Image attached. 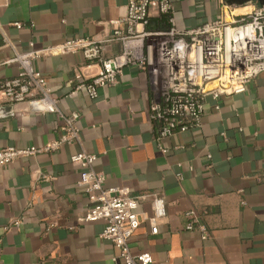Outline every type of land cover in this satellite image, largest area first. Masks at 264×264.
I'll return each instance as SVG.
<instances>
[{
    "label": "crops",
    "instance_id": "crops-1",
    "mask_svg": "<svg viewBox=\"0 0 264 264\" xmlns=\"http://www.w3.org/2000/svg\"><path fill=\"white\" fill-rule=\"evenodd\" d=\"M170 1L181 30L229 21L260 6L256 0ZM126 5L0 0V81L16 75L12 59L19 53L124 33ZM159 16L155 7L149 10L146 31L163 32L154 22ZM120 50L119 41L110 42L102 56ZM33 65L58 97L60 111L78 113L79 141L0 167V264H122L113 244L99 236L103 222L79 221L88 201L77 186L80 167L69 158L82 151L96 155L94 169L105 175L104 187L137 201L132 254L149 253L150 264H264V72L241 92L206 95L198 128L158 139L148 113L157 92L150 68H123L116 83L92 99L74 88L100 71L97 61L77 52L42 56ZM59 125L56 113L32 111L25 102L11 105L0 93V149L49 145ZM155 197L164 199L165 215L154 221L152 234ZM190 209L205 236L198 227L185 229Z\"/></svg>",
    "mask_w": 264,
    "mask_h": 264
},
{
    "label": "built area",
    "instance_id": "built-area-1",
    "mask_svg": "<svg viewBox=\"0 0 264 264\" xmlns=\"http://www.w3.org/2000/svg\"><path fill=\"white\" fill-rule=\"evenodd\" d=\"M218 1L222 3L223 0ZM152 7L159 15L168 17L170 27L167 31L145 30ZM172 13L170 0H127L124 33L114 30L101 41L66 39L15 55L12 61L18 64V71L14 77L0 81V93L11 105L25 102L32 111L56 113L60 120L59 136L55 142L41 148H1L0 167L18 157L33 156L79 141L76 125L79 115L60 111L58 97L51 92L45 76L33 65L39 57L81 52L86 59L97 61L100 71L87 81H79L74 88V91L84 90L92 99L98 96L100 88L114 85L123 68H150L157 92L148 113L150 121L158 126V139L198 128L206 95L217 99L241 92L250 78L264 72V4L229 21L218 19L184 30L175 27ZM14 25L21 27V23ZM138 26H141L140 30ZM161 36L167 39L158 41ZM114 41L120 42V52L104 58V46ZM69 159L80 167L77 186L88 201L79 221L103 222L99 236L113 244L122 264H150L149 253L132 254L130 251V239L140 224L137 201L116 188L104 187L105 175L94 169L96 155L82 151ZM152 210L150 231L155 234L154 221L165 215L162 197L153 199ZM185 216L188 219L186 230L198 227L202 235H206L205 229L196 225L193 210H188Z\"/></svg>",
    "mask_w": 264,
    "mask_h": 264
},
{
    "label": "trees",
    "instance_id": "trees-1",
    "mask_svg": "<svg viewBox=\"0 0 264 264\" xmlns=\"http://www.w3.org/2000/svg\"><path fill=\"white\" fill-rule=\"evenodd\" d=\"M167 16L166 15H160L158 17V19H155L154 22L158 23L156 29L160 30V31H167L169 29V23L167 20Z\"/></svg>",
    "mask_w": 264,
    "mask_h": 264
},
{
    "label": "water",
    "instance_id": "water-1",
    "mask_svg": "<svg viewBox=\"0 0 264 264\" xmlns=\"http://www.w3.org/2000/svg\"><path fill=\"white\" fill-rule=\"evenodd\" d=\"M248 1H251V0H228L227 4H232V3L241 4L244 2H248ZM256 1H258L260 5L264 4V0H256Z\"/></svg>",
    "mask_w": 264,
    "mask_h": 264
},
{
    "label": "rangeland",
    "instance_id": "rangeland-1",
    "mask_svg": "<svg viewBox=\"0 0 264 264\" xmlns=\"http://www.w3.org/2000/svg\"><path fill=\"white\" fill-rule=\"evenodd\" d=\"M164 39H167V37H166V36H161V37L158 39V41H162V40H164Z\"/></svg>",
    "mask_w": 264,
    "mask_h": 264
}]
</instances>
